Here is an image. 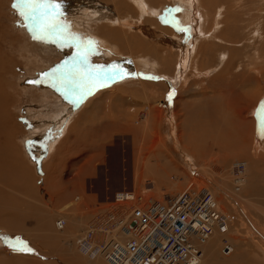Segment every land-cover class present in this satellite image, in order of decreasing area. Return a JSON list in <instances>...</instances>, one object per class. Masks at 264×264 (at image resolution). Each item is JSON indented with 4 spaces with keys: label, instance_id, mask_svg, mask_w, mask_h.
I'll list each match as a JSON object with an SVG mask.
<instances>
[{
    "label": "rangeland",
    "instance_id": "rangeland-1",
    "mask_svg": "<svg viewBox=\"0 0 264 264\" xmlns=\"http://www.w3.org/2000/svg\"><path fill=\"white\" fill-rule=\"evenodd\" d=\"M114 1L53 0L59 5L56 18L59 35L41 37L37 32V38H33L32 23L18 14L13 7L15 0H0V90L5 94L3 99L0 97V114L7 116L9 130L8 134L5 132L7 136L0 130V147L15 148V156L10 160L14 162L11 170H15L1 174L0 192L10 193L17 200V205L14 201L0 202V214L17 213L14 220L17 223L13 226L0 223V264H108L87 259L76 248V239L90 226L111 225L109 214L116 211L114 195L135 191L146 199L163 201L177 195L189 183L211 189L217 183L229 192L226 197L214 193L220 208L223 205L222 211L229 216L231 227L226 234L211 239L206 263L237 264L242 259H237L236 254L242 251L246 253L240 256L245 257L242 264H260L252 259L246 262L248 250L252 253L255 248L253 243L244 241V246H239L233 242L236 227L250 231L258 251L264 255V241L253 232L252 224L247 223L249 217L259 225L262 217L258 211L257 216L246 211L241 202V197L249 192L248 184L242 196L235 195L230 190L234 178L228 175L229 182L221 184L223 176L220 174H229L230 164L235 162H247V172L256 164L258 168L252 170H257L259 180L253 189L264 190V125L258 126L257 119L258 109L264 103V0H196L195 6L206 15L204 19L209 25L204 54L199 56L198 62L194 57V69L188 67L182 77L175 64V68L164 66L158 78L144 73L149 71L145 65L134 70L129 59H134L137 51L134 48L133 52H127L129 43L125 41L130 32L122 27L126 26L128 12L116 10L111 3ZM146 1L140 0L144 10L146 5L156 9L150 18L152 22L166 23L165 27L159 26L163 31L154 30L145 42L142 40L145 45H140L139 38L136 40L137 45L146 48V53L155 52L148 46L157 39L155 33L166 42L172 38L174 44L165 46L173 48L172 52L180 50V44L185 41H192L196 32V26H191L192 19L197 18L191 11L194 0ZM119 2L118 8L125 1ZM184 12L191 16L187 24L181 20ZM137 18L136 23L145 31L152 25L145 11L138 13ZM106 23L112 26L105 31L113 27L119 29L118 38L111 42L112 46L120 43L124 53L119 54L120 57L108 51L109 54L103 53L104 59L99 58L100 43L95 32ZM178 40H182L181 43ZM162 49L158 53L162 54ZM78 53L86 54L87 64L92 63L81 67L80 72L112 66L122 71L118 72L119 79H113V84L109 85L112 90L96 95L92 103L91 100L84 102L85 95L83 99L75 94L67 95L66 86L63 90L60 80H54L72 67ZM122 75L135 79L133 89L132 82L123 84ZM153 90H157L154 96ZM104 97L110 99L105 106L95 103ZM115 97L125 100L126 106L117 108ZM93 105L95 113H90ZM111 105L116 108L106 109ZM62 108L67 109L66 113ZM151 111L154 116L151 115L148 122L146 114ZM209 116L217 119L218 130L224 129L233 135L230 147H235L234 150L222 149L216 134L211 133L210 137L203 134L204 148H199L197 153L192 150L195 144L188 139L204 130L194 128L196 122L202 126ZM248 127L249 132H246ZM245 132L249 133L248 137L243 136ZM6 186L10 187L9 192ZM22 192L25 196L19 194ZM20 197L26 200L17 199ZM227 203L228 211L233 207L231 215L225 208ZM122 213L126 215V209L119 211L118 218H122ZM59 218L66 220L62 231L55 225ZM79 229L82 232H78ZM223 237L228 238L235 249L225 258H221L220 252ZM101 238L102 235H97L95 239ZM17 240L23 241L32 252L15 250Z\"/></svg>",
    "mask_w": 264,
    "mask_h": 264
},
{
    "label": "bare ground",
    "instance_id": "bare-ground-1",
    "mask_svg": "<svg viewBox=\"0 0 264 264\" xmlns=\"http://www.w3.org/2000/svg\"><path fill=\"white\" fill-rule=\"evenodd\" d=\"M118 1V2H117ZM123 1H125V2H123L121 5H120V7L118 8V5H119V0H116V1H114V2H111L112 3V6H115V9L117 10H119V9H121L120 11H124V12H128V16H127V19H125V23H126V26H122V27H124V31H126L127 33L128 32H130V33H128L129 34V36H128V34H127V36H128V39L125 41V43L127 44V43H129V46H127L126 45V47H128V51L127 52H133L134 50V48H135V51H137V52H135V57H133L134 59H129L130 60V63L133 65V67H134V70H139V69H137L138 67H141V66H143L144 67V65L146 66V68L147 69H149V70H153V71H156L155 73H157V74H163L162 73V71H163V68H164V66H166V65H169L171 68H175L174 67V65L176 64V66H177V71H178V74H180L181 73V77H182V75H183V73L188 69V67H190L191 69H194V66H195V58L194 57H196L197 58V62H198V58H199V56L200 55H202V54H204V49H206V44H205V40H206V42H207V38H205V37H207L208 35L207 34H209V32H206V31H209L208 29H207V27L209 26V25H207L206 24V22H205V20L206 19H204V17L206 16V15H203L202 14V12L200 11V8L198 9L196 6H195V2H196V0H194L193 2H192V7H194V10L193 9H191V11L193 12V13H195L196 15H197V18L196 19H192V24H191V26L193 25V26H196L195 27V30L194 31H196L195 32V34L193 35V39H192V41H190L189 43L188 42H186L185 41V44H180L181 43V41L180 40H178V41H180V47H181V49L180 50H177L176 52H172V50H173V48H166L165 46H167V45H172V44H174V41L172 40V38H171V40L169 41V42H166V41H164L158 34H154V35H156V36H158L157 37V39L154 41V44H149L148 46H150V48H153L154 50H155V52L154 53H146V48H141L140 47V45L141 46H143V45H145L144 43H143V41L145 42V40L144 39H147V38H149L150 36H152V32L154 31V30H157V32H159V26L162 28V26H164L165 27V25L164 24H166V23H164L163 24V22H162V24L163 25H159V23H160V21L158 22V21H153L152 22V20L150 19L151 18V16H152V14H154L155 13V10L156 9H154V8H152L151 6H149V5H146V9L144 10L142 7L144 6L143 5V3H140V0H139V2L137 1V0H129V1H127V0H123ZM127 1V2H126ZM146 1V0H145ZM157 1V0H156ZM181 1V0H180ZM110 2V1H109ZM116 2H117V4H116ZM128 2H130V4H127ZM147 2H149V3H152V2H150V1H146V3ZM181 3V2H180ZM191 3V2H190ZM107 4H108V2H107ZM110 4V3H109ZM108 4V5H109ZM181 4H184V3H181ZM141 5V6H140ZM190 5V4H189ZM197 5H198V3H197ZM136 6V7H135ZM190 6V7H191ZM145 7V6H144ZM136 9H138V10H140V11H137ZM165 10V9H164ZM201 10H203V9H201ZM144 11H145V13H146V18H148L147 20H150V22H148L149 24H152L151 26H152V28H151V26L148 28V30L147 31H145V30H143V28L141 27V26H139V23L137 24L136 22H138L137 21V14L138 13H143L144 14ZM221 11V10H220ZM183 12V11H182ZM119 13V12H118ZM185 14H183L182 15V22H183V19L185 20L184 22L187 24V22L188 21H190L191 20V16H190V14L189 13H187V12H184ZM205 13V12H204ZM117 14V13H116ZM135 15V16H134ZM119 17H121L120 15H119ZM118 17V18H119ZM139 17H142V16H139ZM196 17V16H195ZM202 19V21H200V18ZM137 18V19H136ZM143 18V17H142ZM193 18V17H192ZM156 19H158V18H156ZM160 19V18H159ZM165 19V18H164ZM219 19V18H218ZM140 20H141V18H140ZM178 20V19H177ZM209 20V19H208ZM207 20V21H208ZM165 21H167V20H165ZM215 21H216V18H215ZM223 21V20H222ZM144 22V21H143ZM209 22V21H208ZM207 22V23H208ZM142 23V22H141ZM147 23V24H148ZM189 23V22H188ZM215 23V22H214ZM115 24L117 25V23L115 22ZM213 24V23H212ZM101 25V24H100ZM122 25V24H121ZM110 26H112V24L111 23H106V24H104V25H102L101 27H100V30H96V32H95V36H97L98 37V41H99V52H101L102 54L103 53H106V54H109V52H110V54H112V53H114L115 55L117 54V55H119V54H122L123 53V50L121 49V45H114V46H112L113 44H112V42H111V40H116L117 38H116V36H118L117 34H119L118 33V30L119 29H117V28H115V27H113V28H109V29H107L106 31H105V29L107 28V27H110ZM149 26V25H148ZM214 26V25H213ZM99 27V26H98ZM120 27V26H119ZM169 27V26H168ZM216 27V26H215ZM218 27H220L219 25H218ZM221 27H222V25H221ZM121 28V27H120ZM170 28V27H169ZM96 29H97V27H96ZM171 29V28H170ZM207 29V30H206ZM161 31H163V29H160ZM216 30H218V29H216ZM150 31V32H149ZM170 31H172V29L170 30ZM170 31H169V34H170ZM215 31V30H214ZM116 32H117V34H116ZM164 33H166V31L164 32ZM211 33V32H210ZM125 34V33H124ZM172 34V33H171ZM215 34V33H214ZM150 35V36H149ZM155 36V37H156ZM165 36V35H164ZM166 36H168V35H166ZM223 36V35H222ZM253 36V35H252ZM124 37V36H123ZM140 37H142V39L140 38ZM177 37H178V35H177ZM176 37V38H177ZM226 37V36H225ZM254 37V36H253ZM139 38V42L141 43L140 45H137L135 42H136V40ZM158 38H160V39H158ZM169 38V37H168ZM222 38V37H221ZM261 38H262V36H261ZM119 39H121V38H119ZM165 39V38H164ZM180 39H182V37L180 38ZM231 39V38H230ZM143 40V41H142ZM212 40V39H211ZM252 40V39H251ZM124 41V40H123ZM217 41H218V39H217ZM231 41V40H230ZM133 42V44L132 45H130L131 43ZM117 43V42H116ZM135 43V44H134ZM178 43H177V45H178ZM183 43V42H182ZM208 44V43H207ZM252 44V43H251ZM252 45H254V43L252 44ZM252 45H250V46H252ZM147 46V45H146ZM160 46H163V49L162 48H159ZM230 46V45H229ZM228 48V47H227ZM226 48V49H227ZM234 48V47H233ZM124 49V48H123ZM141 50L140 51V53L139 54H137L138 53V50ZM159 49H162V51H163V53L161 54V53H158L159 51ZM107 50V51H106ZM109 51V52H108ZM84 53V52H83ZM83 53L81 54V53H79L81 56H86V54L85 55H83ZM223 53V52H222ZM113 54V55H114ZM225 54V53H224ZM99 55V57H102L103 59L105 58L103 55H101V54H98ZM221 55V54H220ZM96 56V55H95ZM147 56H148V58H147ZM230 56H231V54H230ZM87 57V56H86ZM91 57V56H90ZM119 57H120V55H119ZM149 57H151V58H149ZM220 57V56H219ZM88 58V57H87ZM91 58H93V57H91ZM222 59V58H221ZM95 62H97V61H95ZM98 63H100V64H102L103 65V63L102 62H98ZM2 64V67H6V64H3V63H1ZM87 65V64H86ZM85 65V66H86ZM197 67H198V65H197ZM189 68V69H190ZM1 70V69H0ZM14 70V69H13ZM198 70V69H197ZM152 72V71H151ZM168 72H170V70L168 71ZM168 75H170V74H168L167 73V76ZM164 76V75H163ZM170 79V78H169ZM135 80V79H134ZM137 81H139L138 79H136ZM185 80V79H184ZM1 81V80H0ZM122 82V81H121ZM132 82V84L134 85V82H136V81H127V82H123V84H126V83H131ZM1 86H2V81H1ZM158 89H159V84H158ZM157 92V90H153V93H152V95L154 96V95H156V92ZM70 93V92H69ZM2 95L4 96L5 94L3 93V91H1L0 90V97L3 99L4 97H2ZM71 95H73V94H71ZM56 96V95H55ZM7 97V96H6ZM5 97V98H6ZM154 98V97H153ZM162 106V105H161ZM7 107V106H6ZM160 108H162V107H160ZM125 109V108H124ZM148 109H150V107H148ZM3 110V109H2ZM138 112V111H137ZM1 115V114H0ZM137 115V114H136ZM154 116L153 115V112L151 111V112H148L147 114H146V119H148V122L150 121L149 120V117L150 116ZM138 116H140V115H138ZM143 116V115H142ZM198 117V116H197ZM208 118V120L206 121V122H204V123H202V126H200V124H198V122H196V125H195V127L194 128H199V127H203L204 128V130H202L203 132H202V134L201 133H193L194 134V137H191V138H189L188 140H191L190 141V143H192V144H195L194 146H192L191 148H192V150L195 152V153H197L198 151V149L199 148H204L205 147V145L203 144L204 143V141H206L204 138H203V134L206 136V135H208V134H216V138L218 139V143H219V145H220V147L222 148V149H226V150H228V149H231V150H234V148L233 147H230L231 145H233V143H232V141H233V139H234V137H233V135L231 136L230 135V133H228V132H225L224 131V129H222V130H218L216 127H218L217 125H218V121H217V119L216 118H214V117H207ZM6 119H7V116H5L4 114H2L1 116H0V124H2L3 126H5V127H0V130H1V132L3 133V134H5L6 135V133L8 134V129H7V127L8 126H6ZM139 119H141V118H139ZM130 120V119H129ZM145 120V119H144ZM151 120H152V122H154L155 120H154V117L153 118H151ZM138 122V121H137ZM157 123V122H156ZM191 123V122H190ZM194 123V122H193ZM200 123V122H199ZM1 125V126H2ZM246 126H247V124H246ZM191 127H193V126H191ZM220 127V126H219ZM245 127V126H244ZM249 127L247 128V130L248 131H246V132H249ZM196 130V129H195ZM6 132V133H5ZM240 132V131H239ZM245 132V133H246ZM14 133V132H13ZM243 133V136H245V135H247L246 137H248V134L249 133ZM7 136V135H6ZM5 136V137H6ZM250 136V135H249ZM208 137H210V135H208ZM241 138H242V136H241ZM259 138V137H258ZM8 139H9V137H8ZM200 139H202V141L200 140ZM249 139V138H248ZM248 139H247V141H248ZM251 139H253V137H251ZM251 139H249L250 141H252ZM243 140L246 142V139H244L243 138ZM255 140H256V138H255ZM259 140V143H261L262 141H260V138L259 139H257V141ZM4 143H6V142H4ZM247 143V142H246ZM11 145V144H10ZM16 145V144H15ZM207 145H210L209 143H207ZM245 145V144H244ZM6 146V145H5ZM13 146V145H12ZM237 147V146H236ZM190 148V149H191ZM9 149V150H8ZM8 149H5V147L3 148L2 146L0 147V176H1V174L2 173H4V172H8V171H10L11 169H12V163H14V162H12V161H10L14 156H15V153H14V149L13 148H8ZM13 149V150H12ZM237 149V148H236ZM238 150V149H237ZM197 151V152H196ZM18 152V151H17ZM232 152H234V151H232ZM19 153V152H18ZM235 153V152H234ZM229 154H231V152H229ZM18 156V155H17ZM194 156V155H193ZM44 159V158H43ZM20 164V163H19ZM14 166V165H13ZM20 166V165H19ZM248 166H249V164L247 163V162H235V163H232V165L230 164V170H229V174H227V175H222V174H220L221 176H223V182H221V184L223 183L224 184V182L227 180L228 181V175H230V177L231 178H234V182L231 180V182H232V185H231V188H230V190H231V192H233L235 195H238V196H242V192H243V190H244V188H245V186H246V184H248V187H249V192H248V194L247 195H243L242 197H241V202H242V205L244 206V208L246 209V211L248 210V212L250 211L251 213H253L254 215H256V211H258L259 212V214L261 215V222L259 223V225H256V223L255 222H253L249 217H247V223H249V224H252L251 225V228L253 229V232L257 235V236H260V238L264 241V190H257V191H254V189H253V186L255 185L254 183L256 182H258V172H257V170L255 171H253L252 169H254V168H258V166L256 165V164H252L251 165V167H250V170H248V172H247V168H248ZM3 168H6L5 170L3 169ZM21 169H24L22 166H21ZM15 169H13V170H11V171H14ZM20 174V173H19ZM7 175V174H6ZM133 178L136 176L135 175V173H133ZM230 180V179H229ZM14 181H15V179H14ZM207 181V180H206ZM226 181V182H227ZM1 182V181H0ZM136 182V181H135ZM229 182V181H228ZM227 182V183H228ZM10 183V182H9ZM216 185L215 186H213V189H211V188H208V187H203V188H205V189H207L209 192H210V194L212 195V199H213V201L217 204V210H218V212H219V214L221 215V217H222V220H223V217L226 219V222L224 221V223L223 224H216L215 225V228H214V230H213V233H212V235L210 236V237H207L206 239H205V241L203 242V243H201V244H198L197 246H199V249H200V251H201V253H202V256H201V258H200V264H207L206 263V260H207V257H208V245L212 242V238L214 237V236H216V235H224V234H226L228 231H229V229H230V227H231V225H230V220H229V216L226 214V213H224L223 211H222V206L223 205H221V208H220V205H219V202H218V200L216 199V197H215V194L216 195H221V196H225L226 197V195L229 193L228 192V190L226 191V189L227 188H225V190H222L221 189V187L220 186H217V185H220V184H217V183H215ZM229 185V184H228ZM236 185V186H235ZM223 186V185H222ZM225 187V186H224ZM255 187V186H254ZM2 188H4V187H2ZM223 188V187H222ZM9 189H10V187L9 186H6V190L9 192ZM229 189V188H228ZM200 190H203L202 189V187L201 186H199V187H196V186H194L193 184H188V186H186L182 191H180L179 193H182V192H184V191H188V192H199ZM218 192H217V191ZM26 191V189L24 190V192ZM24 192H22V193H19L20 195H23V196H25V193ZM37 192V191H36ZM220 192V193H219ZM121 194H124V192H120ZM120 193H118L119 195H121ZM215 193V194H214ZM14 194V193H13ZM33 194V193H32ZM31 194V195H32ZM118 194H115L114 196H119ZM178 194V193H177ZM35 195V194H34ZM38 195V194H37ZM18 197V196H17ZM29 198V197H28ZM30 198H32V197H30ZM34 198V197H33ZM222 198V197H221ZM221 198H219V199H221ZM17 199H20V200H22V202L23 201H25L26 200V198H17ZM226 199V198H225ZM223 200H224V198H223ZM227 200V199H226ZM4 202V203H7V202H11V201H14V204L15 205H17V203H15V202H17V200H16V198L14 197L13 198V196H12V194H10V193H5V192H0V202ZM32 201V200H31ZM224 202V201H223ZM257 202H260L261 203V206L260 205H257ZM13 203V202H12ZM20 204V203H19ZM10 205V204H9ZM12 205V204H11ZM15 205H12V206H15ZM44 206V205H43ZM46 206V205H45ZM48 206V205H47ZM256 206H258L257 207V210H256ZM18 208V207H17ZM225 208L227 209V212H229L230 214L229 215H231L232 214V208L233 207H231L230 206V210L228 211V209H229V206H228V203H227V205L225 204ZM17 210H19V209H17ZM24 210L26 211V208L24 207ZM123 209H120V210H116V211H114V212H112V213H119V211H120V213H121V211H122ZM224 210V209H223ZM1 211V210H0ZM21 211V210H20ZM19 211V212H20ZM24 211V212H25ZM22 213V212H21ZM111 214V213H110ZM123 215H122V218L120 219V220H122V222H123V219H126V216H125V214L124 213H122ZM250 214V213H249ZM1 216H0V218H1V220H0V223L1 224H3V226L4 225H6L7 227L8 226H13L14 225V223H17V222H15L14 220H17V213L16 214H14V212L13 211H11V212H7V213H3V214H0ZM19 215L20 216H22L20 213H19ZM25 215V214H24ZM257 216V215H256ZM230 217H232V216H230ZM119 220V221H120ZM260 220V219H259ZM59 222V223H58ZM62 222V220L59 218V219H57V222L55 223V224H60ZM63 222H64V224H63V226H62V228H58L59 230H63V229H65V223H66V220H63ZM258 223V222H257ZM79 224V223H78ZM257 227H256V226ZM254 228H256V230H254ZM11 229V228H10ZM11 230H13V229H11ZM88 231L89 230H86L85 232H83V233H81L80 234V237L79 238H77L76 240H80V239H83L87 234H88ZM78 232H82V229H79L78 230ZM233 234L235 235V237H233V242H235L237 245H239V246H244V244H245V242L244 241H246V242H251V243H253V247H255V248H253V252L251 253L249 250H248V254H247V257L248 258H246V262H248L249 263V259H252L253 260V262L254 263H256V262H259L260 264H264V255H262L259 251H258V245H257V243L255 242V239L253 238V236H252V233H250V231H247V230H245V229H240V228H235L234 229V232H233ZM97 235H102V238H101V240H97V242H99V243H107L110 239H112V240H114V241H118V242H123V239H125V237H126V235H125V233H123V231H121V225H119L118 226V224H117V227H115L114 228V230L112 231V235H106V234H102L99 230H98V234ZM36 237V236H35ZM95 238H97V236L95 237ZM94 238V240H93V242L95 243V241H96V239ZM29 239V238H28ZM212 239V240H211ZM33 241V240H32ZM42 243V242H41ZM221 247H220V252H221V258H225V257H228V256H230V255H232L233 253H234V245L231 243V241L228 239V238H225V237H223L222 238V242H221ZM225 245H227V246H229V248H230V252H228V253H226V252H223V249L225 248ZM76 248L79 250V252L82 254V255H84L87 259H89L90 261H98V260H101V261H107V263L108 264H113L107 257H105V254L104 253H100V251H95V255L93 256V257H91V256H87V255H85V254H83L80 250V248L78 247V245H77V242H76ZM216 248V250L217 251H219V249L217 248V246L215 247ZM7 251V250H6ZM7 252H9V253H12V251L11 250H9V251H7ZM28 253V252H27ZM245 252H242V251H240L238 254H236V257H237V259H242L240 262H238L237 264H242V263H244V261H245V259L243 260V258H245V257H240V256H245V254H244ZM250 254V256H248ZM29 256V255H28ZM250 257V258H249ZM11 260V259H10ZM3 261V260H2ZM104 262V263H105ZM213 264V263H212Z\"/></svg>",
    "mask_w": 264,
    "mask_h": 264
},
{
    "label": "built area",
    "instance_id": "built-area-1",
    "mask_svg": "<svg viewBox=\"0 0 264 264\" xmlns=\"http://www.w3.org/2000/svg\"><path fill=\"white\" fill-rule=\"evenodd\" d=\"M202 189L163 201L146 199L135 191L120 193L114 198L115 210L126 209V219L122 222L117 213L109 214L111 225L90 226L77 245L87 256L104 253L113 264H200L202 253L197 245L212 235L216 224L226 222L210 192ZM58 223L56 228H62L64 222ZM117 224L125 241L93 242L98 230L112 235ZM223 252H230L229 246Z\"/></svg>",
    "mask_w": 264,
    "mask_h": 264
},
{
    "label": "snow or ice",
    "instance_id": "snow-or-ice-1",
    "mask_svg": "<svg viewBox=\"0 0 264 264\" xmlns=\"http://www.w3.org/2000/svg\"><path fill=\"white\" fill-rule=\"evenodd\" d=\"M13 7L17 9L18 14L24 20H30L32 23L33 38L36 33H40L41 37L59 35L57 23L59 5L54 3L53 0H15ZM87 64V57L81 56L79 53L73 58L72 67L67 72H61L59 79L65 82V86L69 91L75 93L79 98H82L87 92L91 91V87H84L87 82L91 86L102 84L103 81L108 79H115L118 71L101 75L99 69H88L81 73L80 68ZM113 69L116 66H112ZM57 70H54V72ZM258 126L264 125V103L258 109ZM15 250L32 252L23 241L17 240Z\"/></svg>",
    "mask_w": 264,
    "mask_h": 264
},
{
    "label": "crops",
    "instance_id": "crops-1",
    "mask_svg": "<svg viewBox=\"0 0 264 264\" xmlns=\"http://www.w3.org/2000/svg\"><path fill=\"white\" fill-rule=\"evenodd\" d=\"M98 43H99V41H98ZM99 45V44H98ZM74 46V45H73ZM88 51V50H87ZM85 53V52H84ZM101 55H103L102 53H100ZM112 54H114V53H112ZM123 55H124V53H122ZM99 58H101V59H103L102 57H99ZM135 60V59H134ZM94 62H95V60H94ZM108 62V61H107ZM94 64V63H93ZM88 65H92V63L90 62H88V64L86 65V66H88ZM103 65H107V64H103ZM86 66H84V67H86ZM83 67V68H84ZM82 68V69H83ZM113 70H116V71H118V72H122L121 71V69H120V67H117V69L115 68V69H113V67H107V69L106 68H104V69H102L101 70V75H104L105 73H108V72H111V71H113ZM152 71V72H151ZM83 72H85V71H81V73H83ZM156 71H153V70H149V71H144V73H146V74H148V75H151L153 78H158L159 77V74H157V73H155ZM119 77H120V74L118 73L117 74V76L115 77V80L114 81H117L118 79H119ZM122 77L124 78V82H127V81H134V78L132 77V76H129V75H122ZM54 80H60L59 79V77H55L54 78ZM112 80L113 79H108V80H105V81H103V83L102 84H97L96 86H91L90 84H88L87 82L85 83V85H84V87H91V91H89V92H87L86 94H85V97H86V100L84 101L85 103L88 101V100H91V102L90 103H92V99L94 98V97H97L96 95H98V94H101V92H103V91H105V92H107L106 90H112L111 88H109V85H111V84H113V82H112ZM153 80H155V79H153ZM143 81V80H142ZM150 83H159V82H150ZM59 86L60 87H62V89L64 88V86H65V82H63V81H61L60 80V84H59ZM130 86H131V88L133 89V87L135 86V85H133V84H130ZM104 87H106V88H104ZM121 88V87H120ZM68 88L66 87V89L65 90H67ZM64 90V89H63ZM99 91V92H98ZM65 92V91H64ZM70 92V93H69ZM96 92H98L97 94H96ZM105 92H103L102 93V95L105 93ZM68 94L67 95H71V94H75V93H73V92H71V91H68L67 92ZM72 95V96H73ZM76 95V94H75ZM77 96V95H76ZM84 97V96H83ZM83 97H82V99H83ZM100 98H101V96H100ZM116 98V100H115V102H116V104H117V108H123V107H125L126 106V104H127V102L124 100V101H122L120 98H118V97H115ZM69 100H71V98H68ZM72 99H74V98H72ZM95 100H96V98H95ZM110 101V99L109 98H107V97H104V99L102 100V101H98V102H95V103H98V104H101V107H102V105L104 104V106H105V103H107V102H109ZM83 107V106H82ZM112 107H115V106H108L106 109H111ZM63 108H65V107H63ZM62 108V110H63V113H66V110L67 109H63ZM95 108V105H93L91 108H90V113H95L94 111H93V109ZM116 108V107H115ZM87 111V110H86ZM208 152H210V151H208ZM191 155H193L192 153H190ZM212 154V153H211ZM210 154V155H211ZM209 155V156H210ZM196 157V156H195ZM195 157H193V158H195ZM207 157V156H206ZM114 191V190H113Z\"/></svg>",
    "mask_w": 264,
    "mask_h": 264
}]
</instances>
